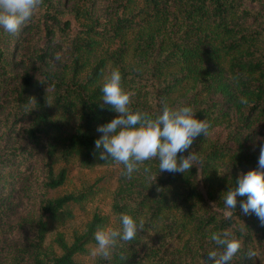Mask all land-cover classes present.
<instances>
[{"label": "trees", "instance_id": "obj_1", "mask_svg": "<svg viewBox=\"0 0 264 264\" xmlns=\"http://www.w3.org/2000/svg\"><path fill=\"white\" fill-rule=\"evenodd\" d=\"M112 67L132 109L193 108L207 129L177 156L191 150L200 161L181 173L159 171L152 158L128 177L100 158L97 125L116 115L100 92ZM262 141L264 0H40L16 32L0 27V264H81L75 256L95 245V229L108 223L96 213L70 243L53 238L59 253L44 249L69 207L93 196L88 188L45 197L63 186L72 160L117 165L113 227L122 212L143 224L93 264H206L218 247L208 234L224 230L241 243L230 264H264V224L241 211L246 197L232 210L223 203L237 174L257 167ZM20 192L41 193L28 217L13 211Z\"/></svg>", "mask_w": 264, "mask_h": 264}, {"label": "clouds", "instance_id": "obj_2", "mask_svg": "<svg viewBox=\"0 0 264 264\" xmlns=\"http://www.w3.org/2000/svg\"><path fill=\"white\" fill-rule=\"evenodd\" d=\"M40 0H0V27L14 33L26 22L39 5ZM101 99L116 113L110 120L97 125L101 135L94 144L100 149L101 159L109 158L122 165L121 175L131 177L144 161L155 158L159 171L181 172L189 170L202 158L195 151L184 153L192 144L193 138L205 133L207 124L194 115L190 105L178 104L170 107L161 102V107L154 114L130 107L132 92L122 86L119 67H112L100 84ZM264 141L260 144L257 167L240 172L235 178V185L223 191V203L227 209H235L237 197L244 214H255L264 224ZM144 171L153 178L147 166ZM158 171V172H159ZM157 175V174H156ZM155 175V177H156ZM154 177V178H155ZM231 214V213H230ZM143 228V224L129 213L119 214L118 227L97 226L93 233L95 246L93 255L110 258L121 241H130ZM215 246L207 252L210 261L206 264H230L234 255L241 248L235 235L227 230L212 231L208 234ZM250 256L254 252L249 250Z\"/></svg>", "mask_w": 264, "mask_h": 264}, {"label": "rangeland", "instance_id": "obj_3", "mask_svg": "<svg viewBox=\"0 0 264 264\" xmlns=\"http://www.w3.org/2000/svg\"><path fill=\"white\" fill-rule=\"evenodd\" d=\"M75 27V26H74ZM216 134L224 135L225 132L216 128L213 130ZM61 164L56 165L57 169ZM67 178L63 186L46 192L45 197L53 198L65 193L84 191L88 188L93 189V196L85 201L83 205H72L69 207L72 217L65 220L62 224L53 225L45 236L44 249L48 252L59 253L56 244H53V238L62 235L68 243L72 241L74 234L83 232L86 223L90 221L94 213L107 219L106 226H114L115 217L111 213V197L110 194L116 186V180L119 175V167L114 166H95L93 168H83L76 160L70 161L67 165ZM21 198L13 211L18 217H28L35 210L34 201L40 198L41 193L35 195L30 192H20ZM34 200V201H33ZM95 245L88 247V253L78 254L75 256L76 261L81 264H93L94 257L91 249Z\"/></svg>", "mask_w": 264, "mask_h": 264}]
</instances>
